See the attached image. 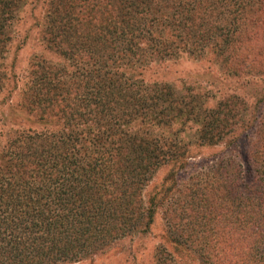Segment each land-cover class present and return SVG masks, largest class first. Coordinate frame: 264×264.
<instances>
[{"label": "trees", "instance_id": "trees-1", "mask_svg": "<svg viewBox=\"0 0 264 264\" xmlns=\"http://www.w3.org/2000/svg\"><path fill=\"white\" fill-rule=\"evenodd\" d=\"M18 1L0 0L2 69L8 27ZM187 1L178 6L179 12L203 10L214 18L213 23L223 9V19L214 23L218 36L211 45V53L217 56L232 43L240 19L247 21L253 32L252 27L264 16V0ZM162 3L171 5L168 0H70L59 11L57 0L47 9L41 29L43 42L54 44L51 50L59 51L81 70L87 68V54L95 62L90 79L75 82L72 92L59 99L58 105L55 96L65 83L57 75L31 67L37 71H30L27 86L20 93L23 105L49 116L58 115L61 124L52 131L37 133L22 129L18 136L21 146L0 149V264L74 262L119 237L145 231L162 196L153 194L143 201L141 190L151 172L164 164L183 167L185 159L200 147L235 141L233 134L243 124L239 120L243 100L238 96L223 97L212 107L199 108L197 100L176 95L168 85L142 86L135 83H141L137 77L124 79L123 71H103L109 58L113 61L115 55L135 54L141 44L136 38L147 32L152 15L156 16ZM150 46L147 44L145 50ZM260 65L264 66V60ZM185 122L195 125V139L188 142L177 138ZM176 124L180 127L173 129ZM262 127L264 123H257L248 144L247 159L255 168L250 185L239 187V167L233 157L209 156L196 181L180 190L176 208L165 207L172 213L177 211V223H166L167 232L168 228L171 232L168 238L179 248L194 249L201 264H264L259 246H251L252 255L242 256L241 241V252L227 259L224 253L214 256L206 252L203 243L209 234L212 243H218L221 222L236 225L233 236L246 230V243H264V150L259 149L264 139ZM167 180L172 182L173 178ZM213 212L219 219L211 216ZM228 232L230 229L227 236ZM238 240L232 239L234 243ZM158 250L155 264H178L164 250ZM235 256L239 261L233 259Z\"/></svg>", "mask_w": 264, "mask_h": 264}, {"label": "rangeland", "instance_id": "rangeland-1", "mask_svg": "<svg viewBox=\"0 0 264 264\" xmlns=\"http://www.w3.org/2000/svg\"><path fill=\"white\" fill-rule=\"evenodd\" d=\"M50 1L51 4H49ZM55 1L57 0H19L14 7L15 15L8 27L9 42L1 58L5 68L4 70L0 68L2 71V75L0 72L1 151H8L11 148L10 145L21 146L22 139L18 136L21 135L22 129L24 133H37L60 127L61 121L58 115L54 116L51 113L49 116L38 108H25L23 105V97L20 93L27 86L31 70L40 69L39 71L43 74L49 72L57 75L58 79L65 83L63 90L58 91L55 96L54 103L57 105L59 99H63L72 92L75 82L82 83L90 79V70L95 62L94 57L87 54L84 57L87 68L81 70L72 60H65L63 55L60 56L59 51L51 50L54 44H46L41 38L45 15L47 19V9L49 6L53 7ZM168 2L171 5L160 4L156 16L152 15L151 26L147 32L143 37L136 38V43L141 42V44L136 46L135 54L123 57L113 55V61H111L112 57L106 60L103 71L107 73L113 70L123 71L124 79L137 77L136 79L141 83L137 80L135 83L142 86H147L149 83L168 85L176 95L186 97L193 102L197 100L200 103L199 108H202V105L212 107L220 98L236 95L243 100V114L239 118L243 124L233 134L236 137L233 143L219 142L214 146L200 147L196 151L193 150L191 156L185 159L186 164L183 167L164 164L158 165L151 172L141 190L143 201L147 202V198L153 194L162 196L154 207L151 223L145 231L139 229L119 237L113 243L85 258L59 264H155L158 249L171 255L178 264H201L194 249L179 248L168 238L167 235L171 236V232L169 228L167 232L166 223L170 220L171 223H177L175 219L177 211L172 213L165 207L171 205L173 209L176 208L174 204L180 190L196 181L199 176L197 173L204 169V160L209 156L222 154L227 160H229L228 156L233 157L235 164L239 167L240 188L243 189L253 181L255 168L251 165L249 157L247 159V154L254 127L257 123H264V118H261L264 116V72H262L264 66L260 65V62L264 60V16L252 27L253 29L251 28L253 32L249 31L248 22H244L243 18L240 19L242 23L239 22L236 26L232 43L226 44L225 48H227L223 54L217 56L211 53V45L218 36L215 34L214 23L217 24V21L220 22L223 19V9L217 14V21L213 23L214 18L207 17L203 10H197L195 14L191 11L179 12L177 8L183 3H188L187 0H168ZM69 3L70 0H58L57 9L63 10V7ZM206 21L212 23H206ZM223 35L224 32L221 30L222 40ZM122 41L121 39L118 43ZM147 44L152 46L146 51ZM195 45L198 47L194 48ZM188 49H190L189 52H187ZM261 49L259 53L258 50ZM258 70L261 72H257ZM98 73L101 75V71ZM10 78H14L15 83ZM133 89L136 87L134 86ZM49 95H51L50 92ZM239 109L236 107L235 110L239 112ZM188 126L190 129H187ZM192 126L195 125L189 122L182 124V132L178 131L177 138L184 142L194 140ZM172 127L179 128L180 125L176 124ZM28 128L30 130L26 131ZM261 132L264 134V127ZM259 149L264 150V139ZM170 177L173 178L172 182L167 180ZM211 216L219 219L215 212ZM219 226L220 231L216 235L219 239L218 243H212L211 234L204 238L206 252H211L214 256H223L224 253L227 259H230L239 253L238 244L241 241L242 256L253 254L251 246L255 248L259 246L260 251L264 252V243L253 244L251 241L246 243L248 236L246 230L241 231V235L235 232L233 236L232 231L235 230L236 225L221 222ZM228 229L231 232H228L227 236ZM232 239L239 240L234 243ZM233 259L239 261L236 256Z\"/></svg>", "mask_w": 264, "mask_h": 264}]
</instances>
